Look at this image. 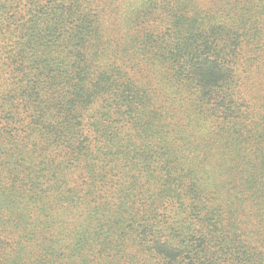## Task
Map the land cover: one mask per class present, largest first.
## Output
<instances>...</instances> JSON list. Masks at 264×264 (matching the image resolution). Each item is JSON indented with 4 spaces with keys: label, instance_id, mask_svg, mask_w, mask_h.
Returning <instances> with one entry per match:
<instances>
[{
    "label": "trees",
    "instance_id": "trees-1",
    "mask_svg": "<svg viewBox=\"0 0 264 264\" xmlns=\"http://www.w3.org/2000/svg\"><path fill=\"white\" fill-rule=\"evenodd\" d=\"M0 264H264V0H0Z\"/></svg>",
    "mask_w": 264,
    "mask_h": 264
}]
</instances>
